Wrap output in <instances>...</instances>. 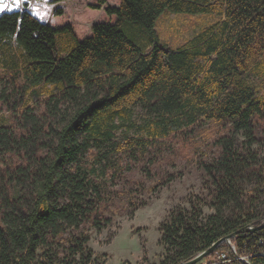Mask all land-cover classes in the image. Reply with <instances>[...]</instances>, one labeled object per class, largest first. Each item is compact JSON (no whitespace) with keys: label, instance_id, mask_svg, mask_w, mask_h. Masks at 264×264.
<instances>
[{"label":"trees","instance_id":"obj_1","mask_svg":"<svg viewBox=\"0 0 264 264\" xmlns=\"http://www.w3.org/2000/svg\"><path fill=\"white\" fill-rule=\"evenodd\" d=\"M104 9L115 21L82 39L28 9L0 13V264H105L92 231L132 217L188 163L204 192L159 223L151 264L264 219V0ZM166 9L219 18L173 48L155 29ZM231 242L215 250L229 252L224 264H264V228Z\"/></svg>","mask_w":264,"mask_h":264},{"label":"rangeland","instance_id":"obj_2","mask_svg":"<svg viewBox=\"0 0 264 264\" xmlns=\"http://www.w3.org/2000/svg\"><path fill=\"white\" fill-rule=\"evenodd\" d=\"M109 1L108 5L114 4V0ZM3 2L8 4L11 10L28 9L42 21L63 17L71 22L78 38L85 35L93 25V20L86 17L87 10L96 9L91 6L96 0H21L18 7L13 6L12 0ZM57 9L62 12L56 13ZM114 17L108 15L104 9L103 17L99 21L110 22ZM218 18L219 15L211 12H171L166 9L157 18L155 29L160 42L178 48L201 27ZM174 170H179L182 174L163 186L146 206L135 210L132 217L128 214H116L111 224L102 230L92 231L90 246L95 254H103L105 264H151L160 260L163 247L158 242L159 223L176 204L188 205L187 196L190 193L204 192L201 186V172L195 164H184ZM145 181L148 190L157 183L156 179ZM204 212H212V209L205 206Z\"/></svg>","mask_w":264,"mask_h":264},{"label":"water","instance_id":"obj_3","mask_svg":"<svg viewBox=\"0 0 264 264\" xmlns=\"http://www.w3.org/2000/svg\"><path fill=\"white\" fill-rule=\"evenodd\" d=\"M261 228H264V219L259 224H249V225L243 226V227L237 229L236 231L219 238L217 241L212 243L208 248L197 253L195 256H193L189 259H186V260L179 262L178 264H195V263L199 262L201 259H203L204 257H206V256L210 255L212 252H214L219 247V245H221L222 243H230L231 239L233 237H235L238 233H240V232H254V231L259 230Z\"/></svg>","mask_w":264,"mask_h":264},{"label":"crops","instance_id":"obj_4","mask_svg":"<svg viewBox=\"0 0 264 264\" xmlns=\"http://www.w3.org/2000/svg\"><path fill=\"white\" fill-rule=\"evenodd\" d=\"M107 2H110V1L106 0V3L102 4L100 8L87 10L86 17H88V19L93 20V24L96 23V22H99V20L103 17L104 8L108 5ZM119 3H120V0H114V4L111 5V6H118ZM113 16H115V15H113ZM115 18L116 17H114V20L110 21V22H114ZM44 22L49 23V24H51L53 26H62L64 24H66V23H71L70 21H67V19H65L63 17L62 18H59V17L58 18H54V17H52V18L48 19V21H44ZM90 34H91V29L85 35H83L82 37H79V38L82 39V38H84L86 36H89Z\"/></svg>","mask_w":264,"mask_h":264},{"label":"built area","instance_id":"obj_5","mask_svg":"<svg viewBox=\"0 0 264 264\" xmlns=\"http://www.w3.org/2000/svg\"><path fill=\"white\" fill-rule=\"evenodd\" d=\"M226 244L230 246L232 251H235V246L232 244V242ZM235 258L247 260V256H235ZM230 259L231 258L228 251H214L195 264H224Z\"/></svg>","mask_w":264,"mask_h":264},{"label":"snow or ice","instance_id":"obj_6","mask_svg":"<svg viewBox=\"0 0 264 264\" xmlns=\"http://www.w3.org/2000/svg\"><path fill=\"white\" fill-rule=\"evenodd\" d=\"M12 2H13L14 7H18L21 3V0H12ZM5 9H8L9 11H11V8H9V5L4 3L3 0H0V12L5 11Z\"/></svg>","mask_w":264,"mask_h":264}]
</instances>
